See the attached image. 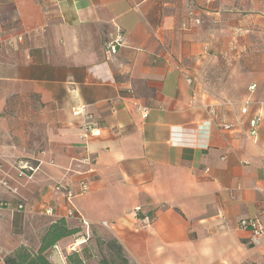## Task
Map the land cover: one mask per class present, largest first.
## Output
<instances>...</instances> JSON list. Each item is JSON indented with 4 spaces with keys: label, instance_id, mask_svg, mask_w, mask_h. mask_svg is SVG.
Returning <instances> with one entry per match:
<instances>
[{
    "label": "crops",
    "instance_id": "1",
    "mask_svg": "<svg viewBox=\"0 0 264 264\" xmlns=\"http://www.w3.org/2000/svg\"><path fill=\"white\" fill-rule=\"evenodd\" d=\"M223 56L235 70L215 94L204 67ZM85 181L69 217L57 186ZM0 201V264L62 218L82 234L53 264L98 260L95 237L132 264H264V239L239 227L264 220V0H0Z\"/></svg>",
    "mask_w": 264,
    "mask_h": 264
},
{
    "label": "trees",
    "instance_id": "2",
    "mask_svg": "<svg viewBox=\"0 0 264 264\" xmlns=\"http://www.w3.org/2000/svg\"><path fill=\"white\" fill-rule=\"evenodd\" d=\"M221 58V57H220ZM211 78L210 71L206 79ZM36 166L37 163H33ZM82 229L79 227H71L65 219H59L51 224L43 233L39 248L19 247L12 255L4 258L5 264H53L50 260V252L58 245L60 241L72 236H81ZM99 245H104L106 251L109 252L110 258L103 256L99 264H132L129 260L122 245L116 239L99 240ZM67 264H87V257L82 256L79 252L67 256ZM134 264V263H133Z\"/></svg>",
    "mask_w": 264,
    "mask_h": 264
},
{
    "label": "built area",
    "instance_id": "3",
    "mask_svg": "<svg viewBox=\"0 0 264 264\" xmlns=\"http://www.w3.org/2000/svg\"><path fill=\"white\" fill-rule=\"evenodd\" d=\"M142 1H149V0H142ZM196 24L200 23V20H196L195 21ZM183 28H189L188 24L185 22L183 25ZM124 46V36L123 34L119 31L117 32L115 35L111 36L110 39H108L107 41L104 42V51H105V58H106V62L105 64H107L109 61H111L112 57L116 56L119 53V50ZM252 90L255 89V87L251 88ZM247 109H244L242 111V113H246ZM147 113V109H144V116ZM259 120H255L252 121L251 126L255 128L256 124L258 123ZM229 128V127H227ZM100 135L99 133V129L97 130L96 126L90 121V118H87V121L85 123V128H84V136L83 138L88 139L90 137H98ZM33 163H37L38 161L35 159H17V161L15 162L16 168L19 172V176L23 177V176H29L31 177L37 170H38V165L36 166ZM57 189L59 190H65V192L67 193L68 196V202L71 205V200L72 198H74L76 196V194H86V191L88 189V185L87 182H82L79 185V190L78 192L73 191L72 189H68L65 186L62 185H58ZM5 206V204L3 202L0 201V207ZM19 210L23 209L22 205L18 206ZM139 212L140 209H135V211L133 212L134 217H138L139 216ZM51 213V211L49 212ZM260 215H264V204L261 206L260 208ZM76 210L74 208H72V205L70 206V210H69V217L72 216H76ZM144 222L146 224H149L151 222L150 217H146L144 219ZM87 225V223H85ZM103 225L107 228H110V224L108 222H104ZM240 229L244 230V231H248L252 233V241L253 242H257L261 239H264V220L260 217H256V218H251L250 220H242L239 224ZM74 250V248L72 249V251ZM55 251L58 252L59 250L57 248H55ZM60 257L61 256V253ZM63 261V260H62Z\"/></svg>",
    "mask_w": 264,
    "mask_h": 264
},
{
    "label": "rangeland",
    "instance_id": "4",
    "mask_svg": "<svg viewBox=\"0 0 264 264\" xmlns=\"http://www.w3.org/2000/svg\"><path fill=\"white\" fill-rule=\"evenodd\" d=\"M234 63L233 61L228 62L226 57H221L219 58L215 64L213 65L212 63L208 64L207 67H204V76L202 77V83L204 85H206V87L213 93H221L223 94V92L225 91V87H227L228 84V80L230 78V75L232 72H234ZM242 70H237V71H241L243 72V66H241ZM210 71L211 73V78L210 79H206V76L208 74V72ZM238 86L235 88V95L240 96L243 93V89L241 88L240 82L238 81L236 83ZM41 140V139H40ZM103 238H98L95 237L93 239L92 244L95 245L94 246V253L96 255V258L98 260H92L90 262V264H99V261L103 258V256L110 258V254L108 251H106L105 246L99 245V240H102ZM108 240V239H106ZM33 248V247H32ZM35 249V248H34ZM71 254V253H70ZM52 255V253L50 254V256ZM69 255V254H68ZM66 258L64 256V262H62V264H67V256Z\"/></svg>",
    "mask_w": 264,
    "mask_h": 264
}]
</instances>
